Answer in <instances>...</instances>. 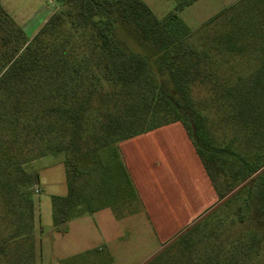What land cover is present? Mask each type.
<instances>
[{
    "label": "trees",
    "instance_id": "obj_1",
    "mask_svg": "<svg viewBox=\"0 0 264 264\" xmlns=\"http://www.w3.org/2000/svg\"><path fill=\"white\" fill-rule=\"evenodd\" d=\"M195 1L177 0L176 9ZM60 2L63 10L30 40L0 3V161L9 160L0 163V192L18 171L10 169L13 147L21 165L62 153L67 192L50 196L53 227L105 207L123 216L124 205L140 200L118 143L179 122L217 203L147 264H264V230L219 236L222 224L234 230L242 221L241 207L228 214L232 194L264 202V0L222 8L200 25L196 45L175 12L159 19L142 0ZM118 24L132 26L152 51L127 52L113 32ZM155 70L170 82L166 97L152 81ZM92 101L103 108L98 115ZM84 155L101 169L88 196L72 179ZM37 180L26 175L19 185ZM5 206L11 230L0 240V263L34 264L32 205Z\"/></svg>",
    "mask_w": 264,
    "mask_h": 264
},
{
    "label": "rangeland",
    "instance_id": "obj_2",
    "mask_svg": "<svg viewBox=\"0 0 264 264\" xmlns=\"http://www.w3.org/2000/svg\"><path fill=\"white\" fill-rule=\"evenodd\" d=\"M142 1L159 19L175 12L193 32L187 41L189 44L196 45L197 30L200 25L223 7L237 0H197L181 9H176L177 0ZM0 3L27 40H30L39 31L51 15L63 10L60 0H0ZM113 32L127 52L139 54L152 51L149 45L140 43L138 34L132 26L118 24ZM151 76L152 81L157 84V90L164 97L168 96L171 85L163 72L155 70ZM148 82L146 87H143L146 92L150 91L153 85L151 81ZM194 96H201L200 89ZM91 107V111L95 115L103 110L102 106L95 101L91 102ZM171 124L183 128L179 122ZM211 128L216 129L215 125ZM218 134L219 132H216L215 135L218 136ZM1 135L0 128V139ZM163 136L175 138L176 130L174 129ZM186 137L190 142L188 136ZM9 154L11 155L10 169L18 171L14 173L9 170L12 187L9 190L4 188L0 192V240L4 239L11 230L8 207L5 204L9 203L12 208H22L24 203L28 204L29 202L33 210L34 251L32 256L34 264H147L161 251L159 241L163 240L164 236L174 235L183 226L182 224L189 222L188 219L195 216L196 208L187 205L182 192L167 190L166 194H159L153 199L155 212L151 215L152 219L147 218L142 212L141 208L143 209V207L138 196L140 202L137 203L133 200L131 208L124 205L122 209L125 215L123 216L117 217L111 208L105 207L103 212L97 213L98 210H96L74 217L62 224L59 229H55L51 220L50 196L52 194L60 195L67 189L65 169L62 163L64 155L62 153L47 155L21 165L19 163L20 155L17 154L14 147L9 150ZM103 156L101 153V158ZM2 160L0 163H9V160ZM76 162L78 174L76 177L72 176V179L79 185L81 192L88 196L100 184L101 169L97 162L85 155L77 159ZM34 173H38V180L30 183L29 188L19 185L23 176L29 175L30 177ZM25 195H28V202L24 201ZM232 197L228 202V214L230 215L238 207H241L238 211L241 213L242 221L235 222L234 230L227 228V223L222 224V230L219 231L220 239H224L226 236L231 237L241 231L264 230V202L249 199L243 201V198L234 196V194ZM176 200L181 203L183 211L181 206H176V202L172 203ZM130 209L134 211L129 213ZM101 216L104 218L110 216L114 220L104 219L102 221ZM162 225L166 226L164 232L159 229ZM155 228L159 230L158 238ZM173 240L169 243H172ZM1 245L5 246L3 243ZM175 249L177 247H174L173 252H170L172 255L178 250ZM6 257L10 259L11 253H8Z\"/></svg>",
    "mask_w": 264,
    "mask_h": 264
},
{
    "label": "crops",
    "instance_id": "obj_3",
    "mask_svg": "<svg viewBox=\"0 0 264 264\" xmlns=\"http://www.w3.org/2000/svg\"><path fill=\"white\" fill-rule=\"evenodd\" d=\"M176 126L169 123L119 142L124 165L141 200V210L147 218L152 219L151 215L155 212L153 199L159 194H166L167 190L182 192L187 205L196 208L195 216L188 219L189 222L182 224L174 235L164 236L163 240L159 241L161 248L217 203V194L190 143L191 140L188 141L184 128ZM174 129L177 135L175 138L163 136ZM66 192L67 189L59 196L65 195ZM175 202L183 211L181 203L172 201ZM104 209H99L97 213L103 212ZM100 218L102 221L114 220L110 216ZM159 229L164 232L166 226L162 225ZM155 230L158 238L159 230Z\"/></svg>",
    "mask_w": 264,
    "mask_h": 264
}]
</instances>
